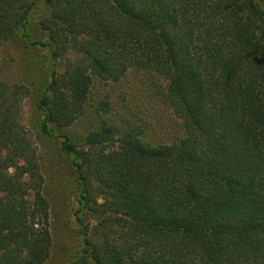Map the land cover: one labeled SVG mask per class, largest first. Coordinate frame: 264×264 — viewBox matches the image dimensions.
<instances>
[{"label":"trees","instance_id":"1","mask_svg":"<svg viewBox=\"0 0 264 264\" xmlns=\"http://www.w3.org/2000/svg\"><path fill=\"white\" fill-rule=\"evenodd\" d=\"M7 44L53 64L41 92L0 79V264L52 255L33 95L70 188V264H264V0H0ZM132 72L161 81L183 135L153 145L104 118L75 143L95 81Z\"/></svg>","mask_w":264,"mask_h":264},{"label":"rangeland","instance_id":"2","mask_svg":"<svg viewBox=\"0 0 264 264\" xmlns=\"http://www.w3.org/2000/svg\"><path fill=\"white\" fill-rule=\"evenodd\" d=\"M48 9L34 10L28 28L34 39L47 40L39 30V21ZM50 59L36 58L23 53L11 44L0 48V79L7 83L21 82L33 93L47 85L52 72ZM161 81L143 72H132L116 84L96 80L87 104L86 115L69 130L75 140L97 129L102 120L109 119L123 126H132L141 131L142 139L158 145L174 141L183 135L182 124L166 106ZM109 102L111 112L100 116L97 108ZM25 120L34 133L39 149L40 162L45 177V195L50 205L52 255L48 264H70L80 250V240L73 218L72 198L62 162L57 160L54 149L35 128L39 112L35 98L26 102Z\"/></svg>","mask_w":264,"mask_h":264}]
</instances>
